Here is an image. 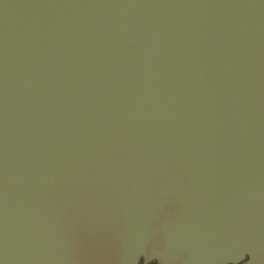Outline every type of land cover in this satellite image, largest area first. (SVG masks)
Returning <instances> with one entry per match:
<instances>
[{"label":"water","instance_id":"1","mask_svg":"<svg viewBox=\"0 0 264 264\" xmlns=\"http://www.w3.org/2000/svg\"><path fill=\"white\" fill-rule=\"evenodd\" d=\"M264 264V0H0V264Z\"/></svg>","mask_w":264,"mask_h":264},{"label":"snow or ice","instance_id":"2","mask_svg":"<svg viewBox=\"0 0 264 264\" xmlns=\"http://www.w3.org/2000/svg\"><path fill=\"white\" fill-rule=\"evenodd\" d=\"M140 264H146V262H145V260L143 258H141ZM246 264H248V261L246 262Z\"/></svg>","mask_w":264,"mask_h":264},{"label":"flooded vegetation","instance_id":"3","mask_svg":"<svg viewBox=\"0 0 264 264\" xmlns=\"http://www.w3.org/2000/svg\"><path fill=\"white\" fill-rule=\"evenodd\" d=\"M151 264H156V263H151Z\"/></svg>","mask_w":264,"mask_h":264}]
</instances>
